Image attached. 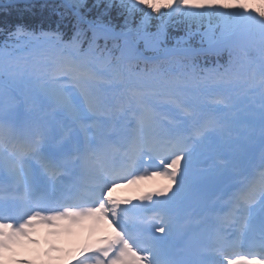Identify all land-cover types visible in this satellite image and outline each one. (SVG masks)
Instances as JSON below:
<instances>
[{
  "label": "snow or ice",
  "instance_id": "snow-or-ice-1",
  "mask_svg": "<svg viewBox=\"0 0 264 264\" xmlns=\"http://www.w3.org/2000/svg\"><path fill=\"white\" fill-rule=\"evenodd\" d=\"M252 3L0 0V264H264Z\"/></svg>",
  "mask_w": 264,
  "mask_h": 264
},
{
  "label": "rangeland",
  "instance_id": "rangeland-1",
  "mask_svg": "<svg viewBox=\"0 0 264 264\" xmlns=\"http://www.w3.org/2000/svg\"><path fill=\"white\" fill-rule=\"evenodd\" d=\"M152 181L153 180H151V182ZM147 183H149V180L147 181ZM37 232H38L37 238L41 241V246H42V244H44L46 230H44V229H38ZM82 234H78V236H77V242H79L80 239L82 238ZM67 244H68V241L65 238L64 241L61 243V245L67 246ZM42 247H44V246H42ZM20 258L32 259L33 257L31 255V251L29 250L28 252L22 253Z\"/></svg>",
  "mask_w": 264,
  "mask_h": 264
},
{
  "label": "bare ground",
  "instance_id": "bare-ground-1",
  "mask_svg": "<svg viewBox=\"0 0 264 264\" xmlns=\"http://www.w3.org/2000/svg\"><path fill=\"white\" fill-rule=\"evenodd\" d=\"M135 190H137V189H135V185H134V186L122 187L121 192L124 194H127V195H132L131 193H133ZM136 194L137 193L133 194V196ZM106 232L111 233V229H106Z\"/></svg>",
  "mask_w": 264,
  "mask_h": 264
}]
</instances>
